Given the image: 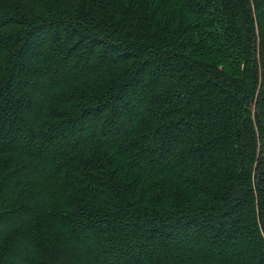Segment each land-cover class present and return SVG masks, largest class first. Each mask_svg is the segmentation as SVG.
Listing matches in <instances>:
<instances>
[{
	"label": "trees",
	"instance_id": "obj_1",
	"mask_svg": "<svg viewBox=\"0 0 264 264\" xmlns=\"http://www.w3.org/2000/svg\"><path fill=\"white\" fill-rule=\"evenodd\" d=\"M0 264H264V0H0Z\"/></svg>",
	"mask_w": 264,
	"mask_h": 264
}]
</instances>
